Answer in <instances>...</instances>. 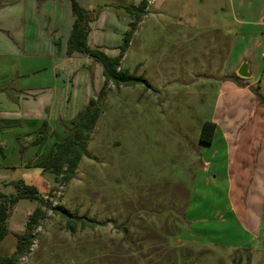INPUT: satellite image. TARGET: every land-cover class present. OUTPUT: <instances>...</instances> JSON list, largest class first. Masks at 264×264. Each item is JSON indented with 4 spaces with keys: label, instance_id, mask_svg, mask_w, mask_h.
Masks as SVG:
<instances>
[{
    "label": "rangeland",
    "instance_id": "obj_1",
    "mask_svg": "<svg viewBox=\"0 0 264 264\" xmlns=\"http://www.w3.org/2000/svg\"><path fill=\"white\" fill-rule=\"evenodd\" d=\"M96 1L90 13L96 20L104 16L91 42L97 40L109 55H118L132 16L125 9L99 7ZM108 1L135 6L142 0ZM148 1V13L122 66L145 77L150 86L144 82L120 88L108 85L88 155L67 184L56 181L37 163L51 142L64 140L85 99L99 96L105 80L103 65L80 53L61 55L60 63L67 70L61 69L56 76L54 47L45 38L14 52L17 72L9 73L7 79H13L5 95L11 106L18 99V103L30 100L38 106L53 103L58 92L68 91L69 73L73 71L71 82L77 75L83 79L70 87L73 99L61 120L51 113L28 119L36 135L45 119L50 126L45 130L50 145L41 155L28 146L35 138L32 132L29 135L32 124L22 121L25 126L8 128L22 143L11 139L8 156L0 157V192L16 195L14 183L23 180L53 205L95 220L78 224L73 232L67 219L46 210L35 226L37 237L30 251L18 264H264V183L257 179L254 185L251 179L236 183L241 160L246 158V171H254L249 164H254L250 155L256 153L241 151V145L250 143L248 132L255 128L256 119L250 117L245 123L242 137L241 121L224 130L229 123L224 116L230 94L221 95L223 90L228 92L222 85L226 76L238 83L241 55L251 43L246 38L260 29L259 22L264 24V0ZM51 3L34 1L41 27L52 24ZM10 11L0 0V38L14 40L17 36L8 32L13 26L5 23L20 13ZM252 55L260 76L263 51ZM218 119L220 129L214 141L200 142L202 125ZM224 131L229 137H224ZM261 138L264 134H257L255 142ZM228 144L233 146L228 149ZM262 175L264 180V169ZM38 206V201L23 198L11 209L0 261L15 254V233L27 230Z\"/></svg>",
    "mask_w": 264,
    "mask_h": 264
},
{
    "label": "crops",
    "instance_id": "obj_2",
    "mask_svg": "<svg viewBox=\"0 0 264 264\" xmlns=\"http://www.w3.org/2000/svg\"><path fill=\"white\" fill-rule=\"evenodd\" d=\"M34 1L35 0H3L4 4H6L8 8H10L11 10L10 12H12V10L13 12L18 10V13L20 14L18 16H14L11 14L12 16L9 17L8 22L5 23L8 25L11 24L13 26L12 29L8 28V32L10 34H15L17 38H14V36H13L14 40H12L11 38L9 39L8 37L0 38V45H1L0 47H2L3 49L0 52V107H2L0 108V122H1L0 124V144L4 147V155L0 154L1 158H6L8 156L7 146H9L11 139L20 141V138H17L16 133L13 130H10L8 128L12 126H19V125L23 126L25 123L24 122L21 123L22 121H26V123L29 122V126L30 124H32L33 126V131H29L30 132L29 135L31 136V132L35 134L36 129L34 128L33 122L31 123L28 119L45 118L49 116V114L51 113L52 116L55 115L53 116V118L61 120V118H63L64 116L66 107L69 105V103L73 99V92L70 91V87L72 88L73 86H76L77 85L76 82L79 83V81L83 79L77 75V77L71 82L70 75L73 71L71 73L68 72L69 79H68V85L66 86L68 88V91L58 92V94L55 96L54 102L44 104V106L43 105L38 106L37 104H34L30 100L18 103L19 99L14 103V106H11L12 105L11 102L7 101L9 99L5 97L6 90H7L6 88L11 82V80L13 79V77L11 78V80L10 78L7 79V77H10L9 76L10 72H11L10 75L12 76H13V73L15 74L17 72V66L14 60V55H15L14 52L17 48H21L22 46H28L29 44L32 43V41L36 39L45 38L47 41L51 43L52 47H54V50L52 49L51 50L54 55L56 76L59 75V72L61 69L63 70L66 69L65 65L62 66V64L60 63V61L64 59L61 58L60 60L59 57L61 55H66L67 57L69 56L67 54V41L71 35L74 20H75V15L72 10L71 0H52L53 3L51 4L53 5L51 9L54 12L52 16L50 17V20L52 23L50 27L48 26L41 27V22H38V18L36 17L37 15H36ZM77 1L85 9L91 10V7L93 5V0H77ZM99 1L100 0L96 1L97 5L99 7L104 6L103 7L104 9H110L113 7L124 9L123 6H127L121 1L119 2H109L108 0H101V2ZM120 5L122 7H120ZM103 16L104 15L99 16V18H97V20L95 19V22H93L92 29L89 34V44L92 48H96L94 46L101 47L102 49L104 48L103 44H101L100 42H97V40L93 44L91 42L92 38L93 40L96 39L95 38V35L97 33L96 30L99 28L98 27L99 22ZM12 20L14 21V23H11ZM49 24H50V21H49ZM258 26L260 27V29H257V30L255 29L256 32L252 36H250L251 38L249 39L246 38V40H250L251 43L243 51L241 55V65L239 66L240 68L243 63L247 62L249 66L248 71L251 74V76L247 78L240 77L238 75V70H239L238 68L237 75L235 76V78L238 80L237 84L233 82V80L232 81L229 80L227 76H226L225 82H222V85L226 84L225 88L228 90V92L223 90L221 95L227 96V94H230V96L227 97V103H228L229 109L226 110L225 116H224V121L225 122L229 121V123L226 122V126L223 129L229 131L231 130V126L234 125V121H238V122L241 121V125L239 126L241 127V137H242V134H243L242 128L245 126V123L248 120H250V117H253L254 119H256L253 122V125H254L253 128L254 127L255 128L252 130H249L248 132L250 137L247 140H249L250 143H248L247 147L245 144L241 145V151L244 148H246V152L256 153V154L250 155V159L252 160L254 164L250 163L249 167L253 168L254 171H246L245 169L247 166V163L245 162L246 158L241 160L242 162L241 171L237 172L238 178H236V183H239V184L249 183L248 181L250 179L252 181L250 182V184H253V185L256 183V182L255 183L253 182L254 179H257L259 181L257 183H261V182L264 183V180L260 179L263 176L262 169H264V140H262L261 138L259 139L258 143L255 142L257 134L258 135L261 134L262 136L264 134V102L259 98V96L253 90V88H255L257 85L258 89L256 88L255 89L258 90L264 96V73L259 76L258 71H260V69L258 65L256 64V60L252 58L253 56L252 53L256 51H261V52L263 51V56H264V24L262 22H259ZM224 36H228V34H224ZM244 38L245 36H243L242 39ZM57 40L60 42V46L56 44ZM63 40H65L66 42L64 43ZM18 42H19V45H18ZM121 67L123 68L122 65ZM74 95H75V92H74ZM91 98L92 97L88 96L85 99V102L83 103V106L79 110V112H81L86 107V105L88 104ZM6 106H8V109L5 108ZM229 119L233 122H231ZM45 121L47 120L45 119ZM214 122L217 124L215 136H214V139H215L218 133V130L220 129V126H219L220 123H219V119L214 120ZM49 127L50 126L48 125L47 128ZM67 132L68 130H66V135H67ZM224 133H225L224 134L225 138L226 136L229 137V132L224 131ZM37 136L38 135L35 134V138L33 139V141H30L28 144V146L31 147V149L36 148L35 149L36 153H37V146L33 145V142L37 138ZM50 144L48 141V143L46 144V146L44 147L41 153H44L47 146L50 145V148H51L53 142H51ZM231 146L233 145L228 144L227 148L229 149ZM238 146L239 145H237L236 147ZM11 149H13V151L16 150V148H11ZM210 163L211 162H209V165ZM246 172H248V174ZM241 191H242V188H241ZM240 200H241V196H240ZM241 208L242 207L240 204L239 206L240 212H241Z\"/></svg>",
    "mask_w": 264,
    "mask_h": 264
},
{
    "label": "trees",
    "instance_id": "obj_3",
    "mask_svg": "<svg viewBox=\"0 0 264 264\" xmlns=\"http://www.w3.org/2000/svg\"><path fill=\"white\" fill-rule=\"evenodd\" d=\"M72 10L75 15L73 29L67 41V54L72 56L76 53L88 55L95 61L103 65L104 85L102 86L99 96L92 97L86 107L79 112L76 117L70 121V128L64 140L54 141L48 153L43 160L37 163V166L42 168L44 172H50L56 176V181L61 179L63 184H67L75 177L78 166L85 155H88V144L91 139L93 130L98 122L101 114V104L104 102L107 95V88L110 83L120 88L123 85H134L139 82H144L150 86L147 79L143 76H138L136 71L130 72L128 69L121 67L122 60L131 44L133 36L142 21L143 17L148 13V0H142L140 4L135 6H123V8L132 16V21L129 24V29L124 36V42L119 48V54L112 56L104 51L101 47L92 48L89 45L88 38L91 31V23L95 21V17L89 10L85 9L77 0H71ZM120 7H122L120 5ZM56 44L60 46L57 40ZM238 78V77H237ZM254 92L264 102V96L255 88ZM48 127V122L44 121L41 127L40 134L34 140L33 145L37 146V155L41 154L44 147L49 141V136L45 134ZM217 124L213 121H206L202 125L200 133V142L211 144L214 140ZM0 154L4 155V147L0 144ZM17 194L9 197L0 192V245L8 234L7 220L11 209L18 203L20 199L27 198L38 201L40 206L36 207L31 214L27 224V230L24 233H15L17 236V249L12 257L5 258L0 261V264H18L28 251H30L37 233L34 231L35 226L40 222V219L45 217L46 210L67 219V224L70 230L76 231V226H83L88 222H95L86 215L72 212L64 205H53L52 201L45 200L36 186L28 185L23 180H18L15 183ZM5 198V199H4ZM9 201V202H7Z\"/></svg>",
    "mask_w": 264,
    "mask_h": 264
},
{
    "label": "water",
    "instance_id": "obj_4",
    "mask_svg": "<svg viewBox=\"0 0 264 264\" xmlns=\"http://www.w3.org/2000/svg\"><path fill=\"white\" fill-rule=\"evenodd\" d=\"M248 63L246 62V63H243L242 64V66L239 68V70H238V75L240 76V77H243V78H247V77H250L251 76V74L249 73V71H248Z\"/></svg>",
    "mask_w": 264,
    "mask_h": 264
}]
</instances>
